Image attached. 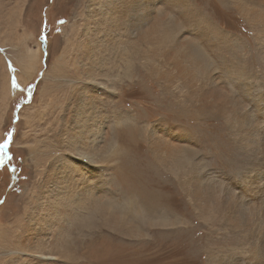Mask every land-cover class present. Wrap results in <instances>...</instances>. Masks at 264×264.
<instances>
[{"label": "rangeland", "instance_id": "1", "mask_svg": "<svg viewBox=\"0 0 264 264\" xmlns=\"http://www.w3.org/2000/svg\"><path fill=\"white\" fill-rule=\"evenodd\" d=\"M153 1L129 39L91 0H0V264H264V0ZM82 90L109 141L68 196L89 180L99 209L48 177L78 159ZM162 121L183 154L153 146Z\"/></svg>", "mask_w": 264, "mask_h": 264}, {"label": "bare ground", "instance_id": "2", "mask_svg": "<svg viewBox=\"0 0 264 264\" xmlns=\"http://www.w3.org/2000/svg\"><path fill=\"white\" fill-rule=\"evenodd\" d=\"M91 2H92V4L91 3H89V4H91L92 9L99 8L101 10V14L103 15V17H105L104 19H107L104 21V23H107V22L110 23V21H111L112 23H110L108 25V27H110V29L114 28L115 30H117L119 32L123 31L124 37H126V38L130 37L129 34L131 33L130 32V30H131L130 26L131 25H132V27H133V25L135 27V24L136 25L138 24L136 27L139 29V31H137V33L134 32L132 34V35L138 36V38L140 37V35L143 36L144 34L147 37L148 35H150L151 32L154 31L153 21L156 20L155 12H156V10H158V8L156 7L153 0H91ZM145 26L147 27V30L144 31V29H146ZM143 31H144V33H142ZM140 33H142V34H140ZM150 36H152V35H150ZM143 37L146 38L145 36H143ZM151 38H154V37H151ZM152 40H154V39H152ZM133 41H135V39H133ZM173 46L174 45H172V46L169 45L168 48L173 47ZM199 56H200L199 59L202 60L203 55H199ZM170 57H171V55H170ZM170 57L167 56V58H170ZM170 59H172V57ZM27 64H30V63H26L25 67L27 66ZM172 66H173V70H178L179 73H181L182 70L179 66V63H172ZM31 69H32L31 73H34L36 67L31 65ZM30 76H31V74L28 73V77H30ZM27 79H29V78H27ZM191 82H192V80H191ZM195 86H198V84L194 83L193 87H195ZM205 87H209V86L207 85ZM213 91H214L213 87L207 88L204 92L205 96L211 97L213 95ZM214 99L217 102L216 104L218 105V108H221V110L222 109L225 110L226 106L220 104L221 99L219 97H214ZM96 101L97 100L95 98H93V96H86L84 90L80 91V94H79V97L77 100V104L79 103L80 107L82 106V108H81L82 110L81 111L79 110L81 112V115L79 116V118L82 122V125L79 126V131L76 134V139L78 140V142H77L78 147L77 148L80 149V152L77 153L78 159H75L72 156H70L69 157V160L71 162L70 166H69L67 161H64V162L57 161L56 158L54 159L55 161L53 160L50 164L48 177L50 180H52L51 181V184H52L51 188H53L54 192L56 193V197L58 200L57 204L59 202L62 204L63 201L70 200V202H72L74 205H76V207L81 208V207H84L85 201H89V202L91 201V207L96 208L98 206L97 209H99V205L101 204L100 198H99L101 192H100V190H98V188L96 189L95 186H92L89 180H88L87 186H84V188L81 185L83 190L79 195L75 196V198L74 197L70 198L68 196L69 193L71 195H75L76 187H77V185H80L79 184L80 182L77 185L74 184L76 182V179L82 178L81 180H83V179H86L87 177H89L90 172H91V167H92L91 164L95 163L94 159H97V161H99V163H102V160H101V158L103 157L102 152L105 151L104 145L107 143V141H109V133H108L107 123H106L107 121L105 122V120L102 116V113L100 111L99 105ZM84 109H86V110H84ZM74 115H75V113H74ZM76 123H77V121H75L74 118H72L71 121L69 120V126H71V129H75L77 127V126L75 127ZM173 128L174 127L171 126L168 122L162 121L159 124L155 125L151 129V135H150L151 136V142H152L153 146H156V148L159 150V152L168 151L170 156H172V155L174 156L176 153L183 154L182 153V149H183L182 148V142H181L180 138L185 139V135L182 132H180V130L175 131V129H173ZM67 130L68 129L65 128V130H64L65 135H66ZM69 130H70V127H69ZM160 142L163 143V146H161ZM72 144H74V143H72ZM180 155H178V156L180 157ZM179 157H178V159H179ZM80 164L82 166H84V168H80ZM55 176H56V178H55ZM82 184H84V183H82ZM45 185H47V182L44 183V186ZM45 189H47V187L43 188V190H45ZM77 190H79V189H77ZM43 193H45V192H43ZM201 193H202V191H200V190L195 192L196 200H198V202L203 200V203L200 202L202 206L208 205L209 204L208 199L202 197ZM51 198H53V197H51ZM42 202H43V200H42ZM111 214H112V212H111ZM57 217H59V216H57ZM114 217H116V216H114ZM41 237H42V235H41Z\"/></svg>", "mask_w": 264, "mask_h": 264}, {"label": "snow or ice", "instance_id": "3", "mask_svg": "<svg viewBox=\"0 0 264 264\" xmlns=\"http://www.w3.org/2000/svg\"><path fill=\"white\" fill-rule=\"evenodd\" d=\"M13 86L15 87L16 84H15V80L13 79ZM11 137H12V133L9 132L8 133V139L5 141V143L3 145H0V152H2L3 149H6L8 147V145L10 144L11 142ZM4 155H7V153H3Z\"/></svg>", "mask_w": 264, "mask_h": 264}, {"label": "water", "instance_id": "4", "mask_svg": "<svg viewBox=\"0 0 264 264\" xmlns=\"http://www.w3.org/2000/svg\"><path fill=\"white\" fill-rule=\"evenodd\" d=\"M5 163V161L3 160L2 162H1V164H0V166L2 165V164H4Z\"/></svg>", "mask_w": 264, "mask_h": 264}]
</instances>
